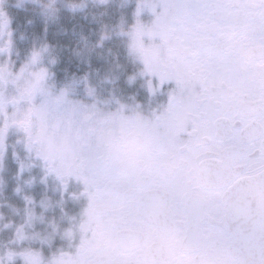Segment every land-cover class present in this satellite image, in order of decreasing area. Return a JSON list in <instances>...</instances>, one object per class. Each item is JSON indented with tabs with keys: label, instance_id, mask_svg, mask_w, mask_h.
<instances>
[{
	"label": "snow or ice",
	"instance_id": "1",
	"mask_svg": "<svg viewBox=\"0 0 264 264\" xmlns=\"http://www.w3.org/2000/svg\"><path fill=\"white\" fill-rule=\"evenodd\" d=\"M56 3L42 4L46 15H57ZM4 4L0 157L16 128L29 153L20 171L34 155L62 191L81 182L71 195L87 203L77 217L62 202L25 195L22 222L3 225L14 231L0 264H264V0H137L133 25L121 17L92 47L84 38L89 52L105 41L123 47L125 62L117 58L104 82L119 78L114 71L130 86L142 81L147 110L138 91L103 95L90 72L58 83L59 56L48 43L33 45L16 68ZM144 8L155 16L150 24L139 19ZM167 85L166 104L152 107ZM57 205L67 227L45 216ZM57 235L67 249L45 262L30 244L51 246Z\"/></svg>",
	"mask_w": 264,
	"mask_h": 264
},
{
	"label": "rangeland",
	"instance_id": "2",
	"mask_svg": "<svg viewBox=\"0 0 264 264\" xmlns=\"http://www.w3.org/2000/svg\"><path fill=\"white\" fill-rule=\"evenodd\" d=\"M73 2H82L84 7L73 11L67 7ZM44 3H47V0H39V2L38 0H5L4 8L12 18L10 25L13 40L12 59L15 61L16 68L26 59L33 45L48 43L59 56L58 66L53 69L57 72L58 83L73 74L82 76L90 72L91 82L98 85V91L105 96L114 87L121 89L125 98L128 94L141 89L142 81L138 80L135 85L130 86L126 83L124 74L117 71H114L112 75H118V79L113 83L104 82L109 69H114L117 58L120 63L125 62L123 47H117L113 42L105 41L103 46L94 47L89 52L85 48L84 39L87 38L88 46L92 47L99 38L102 26L116 24L121 17L125 21V28L133 25L136 21L137 0H103V2L101 0H57L56 7L59 11L54 17L45 14L42 8ZM156 11H160L159 6ZM139 19L145 24H150L155 16L151 10L144 8ZM4 39H7V36ZM122 39L126 40L127 37ZM149 42V39L145 37V43ZM5 58L4 55H0V62ZM82 88L81 85V97H83ZM23 135L16 128H10L3 156L0 157V208L2 212L7 211L11 219L16 218L17 212L14 209H19V212L24 209V206L20 204L22 198L18 197L16 188L27 186L28 181H31L30 176H24L23 184L18 183L21 173L20 162L29 163V153L22 142ZM34 158L33 155L31 161ZM42 170H37L39 177L31 181L32 187L35 188L27 190L26 195L32 196L33 192H40L43 195V184L36 183L43 177Z\"/></svg>",
	"mask_w": 264,
	"mask_h": 264
},
{
	"label": "flooded vegetation",
	"instance_id": "3",
	"mask_svg": "<svg viewBox=\"0 0 264 264\" xmlns=\"http://www.w3.org/2000/svg\"><path fill=\"white\" fill-rule=\"evenodd\" d=\"M173 85H167L165 87V94L164 95H158L152 102V107H156L158 104H166L167 102V95L166 92L169 87H172ZM139 94L137 95V100L140 101L145 105V109L147 110L148 107V95L147 92L144 89L137 90ZM135 91V93L137 92ZM32 166L30 168H25L22 172L20 173L18 183L23 184L22 179L24 176H30V180L33 181L39 176L37 173V170L43 169V164L42 161L37 159L36 157L31 161ZM42 179L37 181L36 183L43 184L44 186V192L43 195L39 192H33L32 197L39 202L41 200V197L47 196L54 202H62L64 210L72 216H79V213L82 211L83 207L86 206V199L81 197L79 200H75L72 198V193H79L83 185L81 182L77 181L75 178L70 179L69 181V186L66 191H62L59 181L55 178L54 175H49L46 179L44 178V169L42 170ZM52 185V186H51ZM55 186V187H54ZM20 188V192L17 193L18 197L20 196L21 202L25 207V201L23 197L26 195L27 190H33L35 187H32V183H27V186H18ZM1 207V204H0ZM24 210V209H23ZM21 211L19 213H16V218H10L9 214L7 211H3L0 208V215H2V219H0V250L3 248V242L7 241L13 231L14 228H7L5 229L3 227L4 224L8 223L9 221L13 222L14 224H19L22 222V218L24 215V211ZM36 211L39 213L40 208L37 206ZM45 216L47 219H51L53 216L56 217V219L61 223L62 227H67L68 222L67 220H60L61 217V208L59 205L54 207V210H49L48 212L45 213ZM17 219V220H14ZM46 225L45 224H36V231L44 232ZM13 247H16L19 249L20 247H27L29 246V242H24L21 245H12ZM30 246L34 249L40 250L42 252V255L44 257L45 262H47L48 259L51 258L52 254L57 252L61 247H64L67 249V241L61 240L60 236L57 235L54 239V242L51 246L48 244H41L40 242H32ZM14 264H23V261L20 257L15 258Z\"/></svg>",
	"mask_w": 264,
	"mask_h": 264
}]
</instances>
